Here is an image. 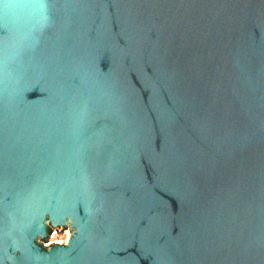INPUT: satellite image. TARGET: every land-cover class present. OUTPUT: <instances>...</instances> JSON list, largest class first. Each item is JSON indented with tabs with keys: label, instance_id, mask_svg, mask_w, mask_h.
Wrapping results in <instances>:
<instances>
[{
	"label": "water",
	"instance_id": "95a60500",
	"mask_svg": "<svg viewBox=\"0 0 264 264\" xmlns=\"http://www.w3.org/2000/svg\"><path fill=\"white\" fill-rule=\"evenodd\" d=\"M0 264H264V0H0Z\"/></svg>",
	"mask_w": 264,
	"mask_h": 264
},
{
	"label": "rangeland",
	"instance_id": "374dc122",
	"mask_svg": "<svg viewBox=\"0 0 264 264\" xmlns=\"http://www.w3.org/2000/svg\"><path fill=\"white\" fill-rule=\"evenodd\" d=\"M67 231L71 232V230H52L50 243L54 241L64 242L68 237Z\"/></svg>",
	"mask_w": 264,
	"mask_h": 264
},
{
	"label": "bare ground",
	"instance_id": "6f19581e",
	"mask_svg": "<svg viewBox=\"0 0 264 264\" xmlns=\"http://www.w3.org/2000/svg\"><path fill=\"white\" fill-rule=\"evenodd\" d=\"M67 232H68V233H67V234H68V237H67V239H68V238H69V236H70V232H69V231H67ZM67 239H66L65 241H67ZM65 241H64V242H65Z\"/></svg>",
	"mask_w": 264,
	"mask_h": 264
}]
</instances>
